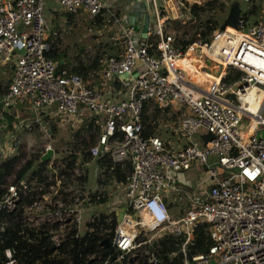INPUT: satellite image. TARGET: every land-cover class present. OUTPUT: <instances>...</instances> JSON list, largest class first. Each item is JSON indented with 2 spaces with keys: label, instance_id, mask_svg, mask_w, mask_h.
Returning <instances> with one entry per match:
<instances>
[{
  "label": "built area",
  "instance_id": "built-area-1",
  "mask_svg": "<svg viewBox=\"0 0 264 264\" xmlns=\"http://www.w3.org/2000/svg\"><path fill=\"white\" fill-rule=\"evenodd\" d=\"M145 2L150 24L137 39L136 26L110 12L122 48L118 56L102 59L100 83L106 85L135 69L137 73L124 84L120 95L105 97L80 73L57 70L48 52L58 33L48 30L45 0H0V61H10L12 72L0 96V135L8 126L9 109L17 101L26 100L34 108L55 105L57 123L63 128L80 126L76 124L83 115L80 106L92 118L88 130L71 134V141L64 145L63 155L70 161L56 159L54 136L38 117L17 124L19 131L10 128L4 139L13 140L19 132L24 137L27 132L24 138L30 141L34 140L33 129L41 131L39 159L48 149L52 153L42 160L47 161L42 179L16 178L14 173L4 176L0 210L20 205L28 226L48 224L54 247L92 230V210L86 199L96 185L87 187L81 176H87L85 164L105 154L113 162L129 161L131 170L122 183V200L112 208L117 217L118 206L125 205L109 242L116 257L106 258L102 264H119L125 259L138 264L141 243L168 232L183 238L180 264H264V137L257 133L258 124L264 126V0L255 23H246L239 14L235 26L214 30L210 41L195 38L184 49L174 45V33L164 31L166 17L158 0ZM58 3L65 13L90 16L103 7L101 0ZM150 32L159 36L157 54L149 53L146 47L144 38ZM228 72L232 76L226 80ZM4 73L0 70V78ZM253 88L258 92L248 99ZM229 93L235 99L229 98ZM146 98L167 107L166 115L178 114L173 139L141 135L140 113ZM206 132L213 137L204 142ZM82 147L86 158L82 157ZM213 154L216 158L209 160ZM193 164L204 167L193 186L173 182L172 171ZM96 171L97 178L98 163ZM159 189L171 194H162ZM22 195L30 199L22 200ZM166 197L173 201L171 209ZM153 200L163 207L164 219L155 218L149 207ZM82 213L86 214L83 228ZM202 222L209 223L212 242L207 249L188 256L186 245ZM142 231L147 238L137 240ZM94 255L92 252L88 257ZM4 256V264H19L13 248L6 247ZM146 260L158 263L155 248L147 251Z\"/></svg>",
  "mask_w": 264,
  "mask_h": 264
},
{
  "label": "trees",
  "instance_id": "trees-1",
  "mask_svg": "<svg viewBox=\"0 0 264 264\" xmlns=\"http://www.w3.org/2000/svg\"><path fill=\"white\" fill-rule=\"evenodd\" d=\"M186 1L183 9L190 14V18L186 21H182L181 19L167 20V23L171 24L175 29L173 40L174 45L179 46L182 49H184L186 45L195 38H200L202 41H210L213 36V31L219 28L230 6L233 4L238 5L236 0H229L230 2H228V4L226 0H203L202 2L200 0H194L192 2H188V0ZM242 1L246 2V4L244 9L240 8V15L244 17L246 23L251 24L258 21L262 0ZM161 12L164 14L163 11ZM218 12H220V15H217ZM95 19L98 21L99 16L95 17ZM164 31L169 32L165 24ZM144 39L148 52L151 54H157L158 50L156 49V44L159 40V36L154 32H150ZM58 40L59 37L57 36L56 41L52 42L48 55L58 63L57 70H60V60L64 59L65 53L58 48ZM99 46L104 47L107 46V44H99ZM103 52V49L98 50L93 57H88L87 59L82 58L78 52L75 57V62L66 70L82 74H88L89 70H98L101 66V61L104 58ZM119 53L109 55L118 56ZM230 76L232 75L228 72L225 79H231ZM9 79L10 78L7 79L6 84L3 87L1 86L2 84H0V96L6 89ZM167 110V107L160 106L151 98H146L142 101L140 119L142 122L141 135L143 137L159 133V121L162 117L167 119V115L165 114ZM174 114L177 113L173 112L171 116L174 117ZM44 121L47 123L52 135L55 136L56 132L60 129L56 118H50ZM8 125L10 127L14 126L11 117L9 118ZM88 129V125H81L71 130H74V133H79ZM33 132L34 140L41 142V131L33 129ZM67 138V135L62 134L55 142L56 159L59 161H70L66 159L68 157L63 155V145L67 143ZM35 145L36 144L29 145L28 140L23 137L22 133H19L17 137L12 140V147L14 148L13 152L6 156H0V184L3 183L6 174L13 173L16 175V178H43L47 161L39 159L41 148H36ZM82 148H80L82 157L86 158V150H82ZM69 155L73 156L74 153ZM96 161L98 163V180L102 181L100 177L103 176L106 183L109 181H111L112 184H116V182L124 183L126 174L131 170V163L129 161L113 162L111 158L105 154L97 158ZM85 178V175L81 176L82 181ZM106 189L107 188L105 187L98 188L93 192L90 191L86 199V204L90 206L92 210V218L89 221V224L93 229L89 231L85 230L77 237H68L61 243V245L56 247H54L49 240L47 232L49 228L48 224L42 223L37 228L28 226L23 219V211L20 205L11 210L1 209L0 264H4V249L6 247L14 249V255L17 257L19 264H70V262L78 264H102L106 258L109 260L114 251V247L112 245L106 246L102 243V240L107 238L109 242L111 241L114 228L117 224V218L113 209H97L100 204L104 203L109 198ZM4 190L5 187L0 186V195ZM97 194H99L98 198L96 197ZM22 197V200L30 199L28 195H22ZM165 200L171 209L173 201L168 197H166ZM208 226V222H202L197 224L194 228L193 239L186 245L188 256L197 251L207 249L211 244L212 240L208 234ZM146 238L147 235H143L142 232H140L137 240H145ZM182 241L183 238L180 235H174L169 232L152 238L149 241H144L137 250V263L150 264L146 260V253L150 248H155L159 257L157 264H180L184 258L181 249ZM173 251L175 253H171ZM92 252H94L95 255L93 258H89L88 255ZM106 264L113 263L109 261ZM119 264L130 263L125 259L123 263Z\"/></svg>",
  "mask_w": 264,
  "mask_h": 264
},
{
  "label": "rangeland",
  "instance_id": "rangeland-1",
  "mask_svg": "<svg viewBox=\"0 0 264 264\" xmlns=\"http://www.w3.org/2000/svg\"><path fill=\"white\" fill-rule=\"evenodd\" d=\"M183 1L184 3L187 2L185 0ZM192 1L194 0H188V2H192ZM200 1L202 2L203 0H200ZM226 1L228 4V2L233 1V0H230V1L226 0ZM140 2L138 3V6L140 7L142 11H144V7L146 8V6H143V3H140ZM236 2L238 3L241 9L245 8L246 2L242 0H236ZM183 6L185 5L179 4L177 0H171V2L168 3V7H167L168 9L163 10L165 15L166 14L169 15L167 19L165 20V25L167 26V30H169L172 33H174L175 29L172 27L171 24L167 23L168 19H181L182 21H186L187 19L190 18V14L183 9ZM217 15H220V12H218ZM74 20L75 21L72 22V24H75V25H71L69 23L58 22L57 28L61 30V35H62L61 42H60V46H61L60 48L61 50L64 51L65 56L67 55L68 57L74 59L77 53L79 52L82 58L87 59L88 57H93L97 53V51L101 49L104 50L103 57L109 54L117 53L121 50L120 41L116 43L112 41L111 42L107 41V36H106V33L108 31L107 27L101 26V28H99V27L94 26L93 24H91L89 18L86 16L85 17L75 16ZM102 27H105V28H102ZM62 37L64 39L65 44L63 42ZM99 44H107V46L103 47V46H99ZM9 63L10 61H6V62L0 61V70H3L5 72L4 74L1 75V78H0V84H2L1 85L2 87L6 84L7 79L10 77L12 73ZM23 103L26 106H24ZM15 104L17 107L18 106L22 107L20 108V110L28 109L31 111L30 115L28 116V119H33V118L38 117L40 120H42L44 118L42 117V114H40L38 110L36 112L33 111V108H34L33 105L26 100L17 101ZM22 115L23 113H21V117L19 118V120L23 119ZM162 119H165L167 123L164 124L163 123L164 120L159 121V127H158L159 133L158 134L163 139H166V140L173 139L175 134L173 131L172 123H173V126H175V121L178 119V115L174 114V117L171 115H167V119L164 117H162ZM10 128L11 127L9 125L5 127L4 131L0 135V146L2 143L1 142L2 139L6 137V133ZM17 131H19V127L17 128ZM74 132L75 131L71 129L66 130V127H64V129L62 130L59 129L58 132H56V135L54 136L55 142L59 139L60 135L62 134H65L68 136V138L66 139V142H68L70 135L73 134ZM257 133L264 137L263 124H258ZM88 138H89V135H88ZM194 139L196 140V142L202 145V141L198 138V136L194 135ZM28 143L29 145L36 144L35 145L36 148L40 147V142H37L34 140H30V141L28 140ZM84 148H82V150ZM13 150L14 148L12 147V139L10 137H7L5 140V146H3L2 149L0 150V156L2 157V156L9 155L13 152ZM215 158H216V155L213 154L210 157V160H214ZM85 169L87 172V176L85 178V184L87 187L91 188L95 186L97 183L96 182V174H97L96 161L95 160L89 161L87 164H85ZM171 173L173 176V182L177 184H181V185L193 186L196 183L197 178H198V168L196 164H193L188 169L172 171ZM105 186H109V188H111L110 189L111 193H113L112 197L107 201V204L102 203L100 206H98L99 208L97 209H104V210L109 209L110 210L112 209L111 206L113 204L118 205L122 200V190L120 189V187H122V184H119V183L112 184V182L109 181L108 183L105 182ZM110 190L106 189L107 193H109ZM159 192L162 194H167V195L171 194L170 191L165 192L162 189H159ZM174 211H175V207L172 209V212ZM85 221H86V214L82 213V220H81L82 228L84 227ZM142 234L147 235L143 231H142Z\"/></svg>",
  "mask_w": 264,
  "mask_h": 264
},
{
  "label": "crops",
  "instance_id": "crops-1",
  "mask_svg": "<svg viewBox=\"0 0 264 264\" xmlns=\"http://www.w3.org/2000/svg\"><path fill=\"white\" fill-rule=\"evenodd\" d=\"M142 1V0H101L103 7L101 9V11L98 13L100 15H94V16H90L85 12H81V13H75V14H66L61 7L59 6L58 0H45V16H46V24L48 27L49 32L51 33L52 31H56L58 33V45H59V49H61L60 47V42H61V30H59L57 28L58 26V22H63V23H69L71 25H75L72 24V22H74V17L75 16H83V17H88L91 24H93L96 27L101 28V26H105L107 27L108 31L106 33L107 36V41L109 42H118L120 41L119 38V32H118V28L114 22L113 19H109V17L111 16L112 12L113 14L115 13V16H118L120 19L123 20L124 23H133L136 26V32H135V39H137V37L139 35H142V26H143V19H144V14L145 12L142 11L140 9V7L138 6V3ZM171 2V0H158V3L160 5L161 11H163L164 9H168V3ZM146 11L147 7H146ZM164 12V11H163ZM99 16V20L97 21L95 19V17ZM164 16L167 18L169 15L168 14H164ZM64 17V18H63ZM111 21V22H110ZM101 22V23H100ZM111 24V26H110ZM102 27V28H105ZM49 33V34H50ZM63 39V37H62ZM64 42V39H63ZM65 44V42H64ZM122 48V46H121ZM118 49V47H117ZM121 52V50L119 51ZM117 52V53H119ZM75 59V58H74ZM73 58L68 57L67 55H64V59L60 60V64H61V69L62 68H69L71 67V65L75 62ZM56 68H58V63L56 62ZM137 71L136 69L133 71V73L131 75H123L122 77H115L112 78L110 80H108V82L106 83V85H102L100 83V75H99V69L98 70H89L88 74H82V77L84 79V81L92 88H94L95 90L102 92L103 96L105 97H115L120 95L123 90H124V84L130 80L131 76H133L134 74H136ZM16 103V102H15ZM13 104V106H11V108L9 109L8 112V116L7 119L9 121V118H12V123H13V127H11L13 130L18 128L17 124L19 123H23L25 121H27L28 116L30 115V110L28 109H23L20 110V108H22L21 106H16V104ZM24 104V103H23ZM24 106H26L24 104ZM81 108V112H83V115L79 116L77 119L79 120V122H76L77 125L80 124L83 126H87L89 125L90 121L92 118H90V112L83 106H80ZM39 111L40 114H42V117H44L42 120H47L50 118H56L57 121V113H56V106L55 105H51V106H43L41 108H33V111ZM21 113H23L22 117L23 119L19 120V118L21 117ZM166 114V113H165ZM165 118V117H164ZM162 121V118L160 119ZM18 122V123H16ZM166 124V123H164ZM169 125V124H168ZM177 126V125H176ZM172 127L173 123H172ZM20 128V127H19ZM60 129H64L63 127H60ZM69 128H66V130H68ZM22 133V132H19ZM18 133V134H19ZM27 136V132H25L24 137ZM71 137L72 135H70L68 142L71 141ZM5 140L6 139H2V143L0 147L5 146ZM97 160V159H96ZM97 163V161H96ZM197 165V164H196ZM198 168V178L197 180L200 179V176L203 174V170H201V166L197 165ZM100 180H98V177L96 178V188H107V189H111L109 188V186H105V180L104 177L101 176ZM122 184L120 182H116V184ZM120 189L122 190V187H120ZM111 191V190H110ZM111 193V192H110ZM112 194H108L109 198L103 203V204H107V201L112 197ZM101 205V204H100ZM116 205H112L111 208L115 207ZM91 209V208H90Z\"/></svg>",
  "mask_w": 264,
  "mask_h": 264
},
{
  "label": "water",
  "instance_id": "water-1",
  "mask_svg": "<svg viewBox=\"0 0 264 264\" xmlns=\"http://www.w3.org/2000/svg\"><path fill=\"white\" fill-rule=\"evenodd\" d=\"M140 3H143V6H146L145 0H142ZM144 19H143V26H142V32L146 33L149 28L150 24V14L146 11V8L144 7ZM240 14V7L237 4H233L230 6L225 18L223 19L222 23L220 24L219 28L224 29L226 26H235L237 22V18ZM228 97L231 99H235V96L233 93H229ZM204 142L207 140H210L213 137V134L211 132H206L204 134ZM52 153V150L48 149L44 154L41 155L42 160H46L50 157ZM210 160V159H209ZM201 166V170H204L203 165ZM125 211V205L118 206V211H117V220L119 221ZM102 243L105 244L106 246L109 245V241L107 238H104L102 240ZM116 257V252H113L111 255V259L113 260Z\"/></svg>",
  "mask_w": 264,
  "mask_h": 264
},
{
  "label": "clouds",
  "instance_id": "clouds-1",
  "mask_svg": "<svg viewBox=\"0 0 264 264\" xmlns=\"http://www.w3.org/2000/svg\"><path fill=\"white\" fill-rule=\"evenodd\" d=\"M149 207L152 209L157 220H162L165 218L166 213L163 207L159 204L158 200H153Z\"/></svg>",
  "mask_w": 264,
  "mask_h": 264
},
{
  "label": "bare ground",
  "instance_id": "bare-ground-1",
  "mask_svg": "<svg viewBox=\"0 0 264 264\" xmlns=\"http://www.w3.org/2000/svg\"><path fill=\"white\" fill-rule=\"evenodd\" d=\"M187 64H188V63H187ZM185 66H186V67L189 69V71H190V68L188 67V65L185 64ZM190 67H192V66H190ZM195 73H197V72H195ZM257 92H258V91H257V88H256V89L253 88V89L248 93L247 98L249 99V98L253 97ZM253 107H254V106H253Z\"/></svg>",
  "mask_w": 264,
  "mask_h": 264
}]
</instances>
